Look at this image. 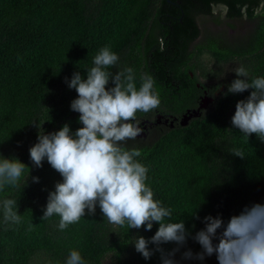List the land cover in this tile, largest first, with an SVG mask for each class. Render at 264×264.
<instances>
[{"label": "trees", "instance_id": "obj_1", "mask_svg": "<svg viewBox=\"0 0 264 264\" xmlns=\"http://www.w3.org/2000/svg\"><path fill=\"white\" fill-rule=\"evenodd\" d=\"M261 0H0V158L17 157L31 167L25 186L0 191L16 200L22 217L19 225L8 227L0 210V264H65L75 249L85 264H105L108 257L117 264H161L160 253L145 260L130 237L153 236L143 228L113 232L97 207L94 216L86 215L63 231L58 216L42 219L57 173L45 160L42 168L31 165L29 149L37 142L35 121L44 122L46 132L70 124L81 127L79 113L70 109L77 97L66 78L74 72L85 76L93 58L104 46L119 56L116 71L131 67L139 86L147 74L154 81L160 105L149 113H137V122L156 121L158 113L179 117L181 121L155 126L146 138L128 140L123 147L136 148L148 168L146 183L163 206L172 211V220H184L193 233L204 227L203 217L222 215L225 222L246 205L264 203V142L255 134L245 136L232 127L236 103L250 92L227 94L236 74L222 80L202 68L200 55L205 50L243 58L241 65L250 77H264V10L254 14ZM227 8L230 19L254 22L243 39L231 38L226 31L209 37L196 48L201 34L198 15L217 24L214 8ZM247 5L246 12H242ZM233 41V42H231ZM205 81L201 80V77ZM205 91L208 92L205 93ZM212 102L187 120L184 115L196 110L202 97ZM190 111V112H189ZM243 151L241 158L230 153ZM30 167L26 168L25 176ZM198 212L199 220L193 216ZM31 225V228L29 226ZM195 225V228H193ZM154 248V245H149ZM166 249L173 244L163 245ZM187 247L199 252L200 245L189 239ZM183 251V250H182ZM180 264H218L216 256L205 260H181Z\"/></svg>", "mask_w": 264, "mask_h": 264}, {"label": "clouds", "instance_id": "obj_2", "mask_svg": "<svg viewBox=\"0 0 264 264\" xmlns=\"http://www.w3.org/2000/svg\"><path fill=\"white\" fill-rule=\"evenodd\" d=\"M246 9L244 5L242 12ZM262 10L264 0L253 11L258 15ZM118 61L119 56L109 46H104L93 58L86 78L79 71L74 72L70 80L66 78L68 87L77 93L70 109L79 113L81 127L73 131L66 123L59 130L46 132L45 121L32 123L38 135L37 142L29 149L31 165L42 168L46 160L62 177L48 194L42 219L58 216L57 227L63 231L86 215L94 216L99 207L117 234L120 228L151 231L154 224L159 225L150 238L130 237L129 243L145 260L159 252L161 264H180L177 253L181 260L203 261L215 255L218 264H264V203L244 206L227 222L222 215L209 214L203 217L204 227L193 233L184 220L173 221L171 209L154 198L152 188L146 183L148 168L137 159L141 152L123 145L140 135L137 113L157 109L160 99L151 76L142 75L137 86L131 67L115 73L109 71ZM233 72L236 78L228 85L225 95L252 91L236 103L232 127L247 137L255 134L264 142V77H250L243 65ZM230 153L245 157L243 151L236 148ZM29 167L17 157L2 155L0 191L6 187L19 188L22 180L26 186L30 177L33 182H39V177L31 176V167L25 176ZM0 210L6 226L21 224L22 217L14 198L0 200ZM193 216L200 219L198 212ZM189 239L200 245L199 252L187 247ZM165 244L174 247L166 249ZM65 264H85V261L81 253L73 249Z\"/></svg>", "mask_w": 264, "mask_h": 264}, {"label": "rangeland", "instance_id": "obj_3", "mask_svg": "<svg viewBox=\"0 0 264 264\" xmlns=\"http://www.w3.org/2000/svg\"><path fill=\"white\" fill-rule=\"evenodd\" d=\"M220 11H216L217 14H219ZM219 16V15H217ZM226 15H222L221 19L223 22L221 24H217L214 20L211 18H202L201 19V25L203 29L202 38L198 41H196L195 44H193V47H197L198 44L203 42L205 40V33L207 32H225L227 33V36L234 37L239 36L242 34H245L249 29L253 28L254 24L252 21L246 22L243 19H230L227 20ZM226 21H229L231 25H228ZM238 39H243V37H240ZM197 45V46H196ZM221 58H225L223 55H218L213 53L212 51L205 50L200 55V62L202 64V68L197 69L198 74H202L201 71L203 69L210 73V75H216L219 76L222 80H226L227 78L233 76L235 72L233 70L241 65V61L243 58L237 57V56H231L230 59H227V61H220ZM201 80L205 81V78L203 76H200ZM206 82V81H205ZM118 261L113 257H108L105 261V264H117Z\"/></svg>", "mask_w": 264, "mask_h": 264}, {"label": "flooded vegetation", "instance_id": "obj_4", "mask_svg": "<svg viewBox=\"0 0 264 264\" xmlns=\"http://www.w3.org/2000/svg\"><path fill=\"white\" fill-rule=\"evenodd\" d=\"M216 11H220L219 12V14H217L216 13ZM217 15H219V18H221V16L222 15H226L225 17H226V19L227 20H229V18L227 17V8L225 7V6H222V5H217V6H215V8H214V16H217ZM202 18H209L208 16H203V15H198V23H199V25H200V28H201V34H200V36L197 38V40L196 41H198V40H200L201 38H202V34H203V27H202V25H201V19ZM239 19H243V20H245L246 22H250V20H248L247 18H245V17H243V18H239ZM248 20V21H247ZM227 23H228V25H231L230 23H229V21H226ZM253 24H254V22H252ZM252 29V28H251ZM251 29H249L245 34H242V35H239V36H234L233 38H238V37H240V36H245V35H247L248 33H249V31L251 30ZM219 34H220V32H207V33H205V40L206 39H208L209 37H218L219 36ZM232 38V37H231ZM204 40V41H205ZM196 41L193 43V44H195L196 43ZM231 42H233V41H231ZM201 43V42H200ZM199 43V44H200ZM198 44V45H199ZM197 46V45H196ZM195 47H193V45L191 46V49H194ZM205 93H207L208 94V92L207 91H205ZM205 96H208V95H205ZM204 97V96H203ZM209 97V96H208ZM209 99H210V101H209V103H208V105L212 102V99H211V97H209ZM201 102H202V100H201ZM201 102H200V104H201ZM200 104H199V106H198V108L200 107ZM208 107V106H207ZM207 107H205V108H207ZM198 108L196 109V110H198ZM202 109H204V108H202ZM201 109V110H202ZM201 110H199V111H201ZM185 116V115H184ZM179 121H181V118H179V117H172V115H169V116H166L164 113H158L157 114V116H156V121L154 122V121H148V122H146V124H142V126L140 127V129H144V131L143 132H141V133H143L142 135H147L148 136V134L151 132V130L152 129H154V127L155 126H158V125H163V124H170V126H174L175 125V123H178ZM141 123V122H140ZM141 131V130H140ZM144 138H146V137H144Z\"/></svg>", "mask_w": 264, "mask_h": 264}, {"label": "water", "instance_id": "obj_5", "mask_svg": "<svg viewBox=\"0 0 264 264\" xmlns=\"http://www.w3.org/2000/svg\"><path fill=\"white\" fill-rule=\"evenodd\" d=\"M209 101H210V99H209L208 96H204V97H202V102H201L200 107L198 108V110H193L189 115L186 114V115L184 116V119H186V121H187V120L191 119L192 117L197 116V115L199 114V110H201L202 108H205V107L208 106ZM189 112H190V111H189ZM148 121H149V120H145V121H142L141 123H138V124H139V128L142 126V124L144 125V124H146V122H148ZM181 122L184 123L183 120H182ZM140 130H141V131H140V135H139V137H147V135H142L143 133H141V132L144 131V129H140Z\"/></svg>", "mask_w": 264, "mask_h": 264}]
</instances>
